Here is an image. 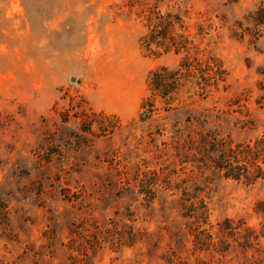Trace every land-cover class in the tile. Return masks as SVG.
Segmentation results:
<instances>
[{"label":"rangeland","instance_id":"1","mask_svg":"<svg viewBox=\"0 0 264 264\" xmlns=\"http://www.w3.org/2000/svg\"><path fill=\"white\" fill-rule=\"evenodd\" d=\"M258 14L264 0H0V264H264V150L248 184L176 142L204 119L231 147L264 138ZM185 58L199 67L172 114L154 98L142 123L151 73Z\"/></svg>","mask_w":264,"mask_h":264},{"label":"trees","instance_id":"2","mask_svg":"<svg viewBox=\"0 0 264 264\" xmlns=\"http://www.w3.org/2000/svg\"><path fill=\"white\" fill-rule=\"evenodd\" d=\"M255 19L258 25L264 26V17L261 14L256 15ZM193 64L187 62L185 58L184 62H181L173 71L161 68L151 73L149 78L150 97L143 103L139 117L142 123L148 121L156 111L154 98H160L163 102V111L169 115L172 114L169 113L168 105L174 99L173 94L183 86L182 82L194 77V72L198 70L199 66L197 63ZM175 112H177L176 116L180 115L179 111ZM195 123L200 129L186 135H178L176 142L186 145V148L190 146L201 150L207 158L209 164L207 166L223 179L252 184L250 177L257 169L256 156L264 150V138L257 140L252 146L235 145L231 147L219 137L216 129L210 126L208 120L204 119V127H200V123ZM184 198H182V202H187Z\"/></svg>","mask_w":264,"mask_h":264},{"label":"water","instance_id":"3","mask_svg":"<svg viewBox=\"0 0 264 264\" xmlns=\"http://www.w3.org/2000/svg\"><path fill=\"white\" fill-rule=\"evenodd\" d=\"M72 82H74V79H71Z\"/></svg>","mask_w":264,"mask_h":264}]
</instances>
